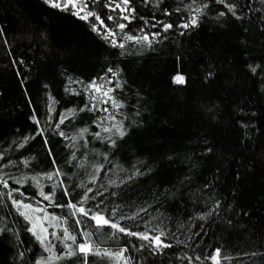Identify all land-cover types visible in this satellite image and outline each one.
I'll use <instances>...</instances> for the list:
<instances>
[{"label": "trees", "instance_id": "16d2710c", "mask_svg": "<svg viewBox=\"0 0 264 264\" xmlns=\"http://www.w3.org/2000/svg\"><path fill=\"white\" fill-rule=\"evenodd\" d=\"M53 2L0 0V264H264V0Z\"/></svg>", "mask_w": 264, "mask_h": 264}, {"label": "snow or ice", "instance_id": "6c2138e0", "mask_svg": "<svg viewBox=\"0 0 264 264\" xmlns=\"http://www.w3.org/2000/svg\"><path fill=\"white\" fill-rule=\"evenodd\" d=\"M46 2H50V3H52V6H53V7H60V6H61V5L58 4V3H54L53 0H46ZM122 2L125 3V4H127V3H128V0H122ZM221 2H223V0H221ZM64 7H67V5H64ZM230 10H231V6H230ZM197 11H200V10L197 9ZM88 15H92V13H88ZM221 15H223V13H221ZM83 18H84V19H87V16H85V17H83ZM125 19H128V17H125ZM191 23H192L193 25H195V24H196V20L193 19ZM188 26H189L188 24H185V25H184V27H188ZM119 27H120V28H123V27H125V25L121 24V25H119ZM164 27H165V29H167V28H170L171 25H165ZM128 39H134V38H133V37H128ZM145 39H146V37H145ZM120 47H123V45H120ZM110 71H111V70H110ZM175 82L178 83V84H182V83H184V78H183L182 76H179V75H178V76L175 77ZM97 90H99V89H97ZM113 104H114L115 107H119V105L115 104V102H113ZM82 131H86V130H82ZM105 131H108V129H105ZM117 131L119 132V135H121V136L124 135V132H123L122 130H120L119 128H117ZM97 135H99V134H97ZM94 179H95V177H93V180H94ZM0 182H2V183L4 184L5 187H7V181H6V180H2V178H0ZM91 191H92V189L89 188V189H88V192H91ZM66 194H67V193H66ZM8 195L10 196L11 193H9ZM41 195H43V193H41ZM45 199H50V197L45 196ZM87 199H88V196H87V193H86V194H85V197H84V200H87ZM14 203H19V202L14 201ZM69 206L72 207V208H76V205H71V204H70ZM25 207H26V208H30L31 206H30V205H25ZM78 211H79V213H81V214L84 215V216H88V215H89L88 211H86L84 207H79V208H78ZM22 215H25V214L22 213ZM25 218H26V219H30V217H28V216H25ZM91 219L94 220V221H96L97 226H100V225H102V224H104V225H106V224H110V226H111L113 229H118V231H119V232H122V233H123V232H126V229H125V228H123V227H119V225H118L117 223H110L109 220L105 219L103 216L99 215L98 213L95 214V215H92V216H91ZM77 223H79V221H77ZM34 228H35V225H33V229H29V230H30V231H34ZM44 231H46V229H45ZM34 234H35V232H34ZM127 234H128V235H131V236H137V235H140V236L142 237V239H144V240L149 239V237H148L147 235H144V234H138V233H134V232H128ZM53 235H55V234L53 233ZM86 236H87V234H86ZM37 239L40 241V243L43 244V243H45V240L47 239V237H42V236H40V235H37ZM64 239H65V240H71V241H73V243H74L76 238H75L74 236L70 235V234L68 233L67 229H65V230H64ZM154 239H155V242H156L157 246H158V247L161 246V243H162V242L160 241V237L157 236V237H155ZM64 246H65V248L67 249V252H66V255H67V256H72V255H75V254H76V253L72 250V245L66 243ZM163 246H164V247H168L169 245H163ZM77 248H78V251H79L80 253H82V254H83V253H87V252H89V251H92V247H91V245H89V244H87V243L79 244V245L77 246ZM46 250L49 251V252L52 251L51 248H46ZM105 254H106V255H113L112 253H105ZM115 255H117V256H122V252H121V253H116ZM219 255H220V253H219V249H217V251H216V256H213V257H212V259H213L214 261H216L217 264H219V261H218V257H219ZM60 258H61V257H56L55 255H53V256H50V257H49V261L54 260V259H60ZM197 259H199V258H197ZM38 264H48V262L40 261V262H38Z\"/></svg>", "mask_w": 264, "mask_h": 264}, {"label": "rangeland", "instance_id": "374dc122", "mask_svg": "<svg viewBox=\"0 0 264 264\" xmlns=\"http://www.w3.org/2000/svg\"><path fill=\"white\" fill-rule=\"evenodd\" d=\"M66 1L67 2L69 1L70 4H72L77 9L78 12H81L80 3L78 2V0H66ZM51 261H49V259H48V261H46V262H51Z\"/></svg>", "mask_w": 264, "mask_h": 264}]
</instances>
